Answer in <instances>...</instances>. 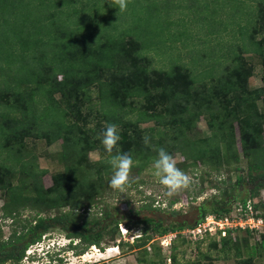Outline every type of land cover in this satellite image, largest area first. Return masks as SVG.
Segmentation results:
<instances>
[{
	"label": "trees",
	"instance_id": "obj_1",
	"mask_svg": "<svg viewBox=\"0 0 264 264\" xmlns=\"http://www.w3.org/2000/svg\"><path fill=\"white\" fill-rule=\"evenodd\" d=\"M139 1L143 3L140 11L155 22L142 24L139 20L131 32V23L127 28L117 19L124 18L128 8L118 11L107 0H0V189L8 195L2 213L10 218L25 209L35 213L19 231L14 229L0 242V264H20L29 247L55 230L69 240V249L76 256L92 247L102 251L104 243L116 242L123 220L117 209L101 210L99 217L90 219L79 214L94 209L110 190L112 170L98 139L109 123L118 127L117 150L138 162L131 170L136 175L151 165L161 147L182 157L177 166L184 171L201 164L219 176L221 171L229 173L232 164L238 165L240 155L246 159L247 195L242 200L233 195L216 202L209 212L203 209L204 216L228 213L237 201H259V190L264 188V112L257 102L264 104V97L263 88H248L253 68L244 58L260 56L264 82V0H221L222 5L231 6L223 28L230 27L239 39L218 46L213 57L194 52L193 59L201 66L197 74L172 55L168 56V70L153 66L148 53L166 51L167 43L178 38L170 33L172 5L170 0ZM196 1L188 8L199 21L198 15L208 6L205 3L200 11ZM207 24H219L214 13L209 14ZM185 35L183 31L179 37ZM200 117L211 132L208 137L197 135ZM148 124L152 125L141 127ZM145 137L150 140L148 145ZM27 139L61 141L64 171L52 176L48 188L42 184L44 171L34 163L35 158L26 157ZM91 152L98 153L96 162L90 161ZM224 161L227 168L222 167ZM16 176L19 181L12 185ZM220 182L230 185L231 179L227 176ZM241 183L237 177L230 186ZM258 206L264 211V202L254 205ZM141 208L156 210L153 203ZM51 211L58 213L42 215ZM128 222L127 228H140L141 235L131 245L138 251L154 239L148 230L158 238L183 230V225L164 227L145 216L131 226ZM252 236L237 230L225 237L206 235L197 244L206 242L207 251L213 250L222 260L254 264L259 256L258 248L249 246ZM73 240L77 242L71 245ZM257 242L264 258V232ZM207 251L199 252L202 260L216 259ZM147 254L144 248L136 264H154L156 261L146 259ZM61 260L59 255L58 262ZM172 260L175 264V257Z\"/></svg>",
	"mask_w": 264,
	"mask_h": 264
},
{
	"label": "rangeland",
	"instance_id": "obj_2",
	"mask_svg": "<svg viewBox=\"0 0 264 264\" xmlns=\"http://www.w3.org/2000/svg\"><path fill=\"white\" fill-rule=\"evenodd\" d=\"M160 0H158L159 2ZM226 1H224L225 3ZM172 5V10L169 12L168 20L171 23L170 33L177 35L178 38L176 42L167 43L169 48L166 51H150L148 54L152 58L153 66L158 69L168 70L169 69V58L172 55L174 59L178 62L183 63L191 67L194 74L201 72V66L194 61V52L204 53L206 56H214V49L216 50L218 46L228 45L229 43H237L239 36L237 34H232L230 32V27L226 30L223 28L224 24L228 21L226 16L230 10V5L223 4L221 0H197L196 6H200V11L206 3L208 8L203 10L198 17L201 20H197L195 15L189 12L190 6H192V0H170ZM139 0H129L128 10L124 18L118 17V20H122L123 24L130 26L129 31H133V23L141 21L142 24L149 23L152 24L155 20L150 19V16L146 12L140 11ZM220 5V6H217ZM231 5H235L233 2ZM133 12L131 11L134 9ZM136 12V13H135ZM215 14V24L213 26L207 24L209 21V14ZM140 17V19H138ZM197 17V19H198ZM149 20V21H148ZM206 22V23H205ZM234 28H236L234 26ZM219 30L218 33L212 34L211 31ZM186 31V35L179 37V34ZM174 36V37H175ZM262 39V38H258ZM206 42V43H204ZM204 43V45H203ZM215 47V48H214ZM213 53V54H212ZM205 58V57H203ZM208 61V57L206 58ZM245 61L248 66L250 65L252 69V74L248 78V88L258 89L263 88L264 97V82L262 81V71H261V58L257 55L246 56ZM57 99L59 95L55 96ZM258 108L261 112H264V104L261 101L257 102ZM152 124L141 125V127H148ZM236 128V127H235ZM237 130V128H236ZM197 135L202 137H208L211 135L204 118L200 117L197 120ZM237 132V131H236ZM238 136V132L236 137ZM237 139V138H236ZM238 152L241 151L240 140L237 139ZM24 152L27 159L32 160L35 158L34 163L38 168L44 173L42 174V184L45 188H48L52 184V176L57 173H62L64 171V164L61 162V141L52 142L50 139L36 140L27 139L24 145ZM177 159V164L182 161L180 155H175ZM89 159L92 162H96L99 159L97 152H91L89 154ZM223 162V168H227ZM247 160L240 155V160L237 164H232L231 171L229 173L220 172L222 175L219 176L217 172L212 170L209 166L198 165L196 168H189L187 172L193 177V182L190 187L186 190H181L178 193L172 195L171 197L164 194L163 189L157 184L155 177L152 175V167H149L142 172L140 175H136L133 170L130 174V181L141 182L139 186L130 185L126 192L123 194L115 192L110 189L102 199L97 203L94 209L87 211H80L79 214L82 215V219H90L91 217H99V212L101 210H107L115 208L118 210V214L123 219L121 221L122 229L118 228L119 236L117 235L116 242H107L102 245L104 250L100 251L97 248H89V250L80 256H76L74 252L69 249V240L60 231H52L44 235L40 240L41 250L44 244L50 242L58 244L62 248H57L58 252H61L62 262H58V257L53 256L50 258V264H136V259L142 258L144 255V248L147 251V260L156 261L154 264H174L172 258L175 257V264H235L232 259L222 260L218 257V253L212 251H207L206 242L202 244H197L199 240L187 232V230L192 227H196L203 218V209H207L204 213L209 212L208 209L213 207L216 202H224L227 197H237L242 200L246 192L250 187L247 183ZM234 167H238V170H234ZM227 176L231 179V184L235 183L237 177H241L242 183L238 186L222 185L220 181L226 179ZM19 181V177L16 176L11 179L12 185H16ZM264 197V188L259 190V196ZM8 200V195L0 189V242L6 241L11 232L15 229L18 230L25 226L27 221L35 215L31 209L21 210L19 215H15V218L3 217V208L6 206ZM232 199L231 201H233ZM118 201V202H117ZM173 202V205L169 207V203ZM264 202V201H262ZM153 203L156 210L145 211L141 207L143 205ZM235 204V202H234ZM232 206V205H231ZM261 207V206H260ZM67 208L63 209L66 211ZM258 211L263 213V208L261 207ZM58 213L48 212L42 214L43 216H51ZM150 217L154 220L160 222L162 226L175 227L177 225H183V230L177 232H168L162 237L154 235L151 230H148V234L152 236V241H150L143 249L140 251L133 250L131 247L134 239L141 235L140 228H127L124 226L128 220H130L128 225H133V221L141 219L142 217ZM13 222V223H12ZM129 229V230H128ZM126 231V232H125ZM190 231V230H189ZM252 234L255 236L251 237L249 241L250 247H257L259 257L254 259V264H264V258L260 257L259 253H262L258 242L257 236L261 233H256V230H252ZM186 233V234H183ZM178 235H181L178 237ZM188 236H190L188 238ZM191 239V240H187ZM77 240H73L71 245H74ZM121 243L122 246L117 248V244ZM68 245V246H67ZM109 247V248H108ZM36 247L31 248L34 251ZM150 248V250H149ZM41 250H37V253L31 254L30 258L22 260L20 264H44L45 259H41ZM207 251L216 258L212 261H204L199 256V252L204 253ZM160 255V256H159ZM247 256V253L245 254ZM34 258V259H33ZM56 258V259H55ZM40 259V260H38ZM48 260V259H47ZM202 260V261H201Z\"/></svg>",
	"mask_w": 264,
	"mask_h": 264
},
{
	"label": "clouds",
	"instance_id": "obj_3",
	"mask_svg": "<svg viewBox=\"0 0 264 264\" xmlns=\"http://www.w3.org/2000/svg\"><path fill=\"white\" fill-rule=\"evenodd\" d=\"M107 2L110 6L122 12L127 9L129 0H107ZM98 139L104 153L108 156L107 163L112 170L108 187L113 191L123 194L128 187H130L131 170L134 163L138 162H134L129 153L117 150V145L120 141L117 125L111 123L107 124L103 132L100 133ZM144 143L145 145L150 143L148 137L144 138ZM114 150H116L115 153ZM156 152L157 154L151 163L152 175L155 177L157 184L163 189L164 194L171 197L181 190L188 189L193 182V177L177 166L176 157L163 147L157 149ZM59 247L62 248L55 243L52 245H50V242L44 244L40 252L41 259L46 260L44 264H50L49 256L55 255L58 257L61 255V252L57 251ZM105 251H107V249Z\"/></svg>",
	"mask_w": 264,
	"mask_h": 264
},
{
	"label": "built area",
	"instance_id": "obj_4",
	"mask_svg": "<svg viewBox=\"0 0 264 264\" xmlns=\"http://www.w3.org/2000/svg\"><path fill=\"white\" fill-rule=\"evenodd\" d=\"M260 198L261 196L259 197V201H261ZM262 199L264 201V197ZM259 201L251 198H248L244 203L237 201L235 204H232L228 213L219 215L207 214L196 227H192L187 232L194 239L197 238V240H202L206 235L209 237H225L227 232H231L233 235L237 230L249 231L251 233L253 232L252 230H256V233H262L264 232L263 213L258 211L261 208L260 206L258 208L254 207ZM262 201L261 203H263ZM119 228L122 229V225H119ZM34 247H36L34 251H31V248ZM37 250H41L40 242L27 249L23 260L30 258V255L35 251L37 252Z\"/></svg>",
	"mask_w": 264,
	"mask_h": 264
}]
</instances>
